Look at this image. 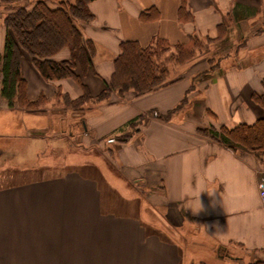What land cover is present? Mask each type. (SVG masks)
<instances>
[{"label": "crops", "instance_id": "crops-1", "mask_svg": "<svg viewBox=\"0 0 264 264\" xmlns=\"http://www.w3.org/2000/svg\"><path fill=\"white\" fill-rule=\"evenodd\" d=\"M87 8L92 18L76 25L93 42L92 70L76 64L74 72L90 96L83 104H95L75 118L93 142L124 130L130 137L116 141V175L96 162L92 173L87 160L68 157V138L57 134L62 114L74 112L65 99L79 98L82 87L69 77L45 80L22 53L26 98L45 100L28 109L8 107L0 96V264H264V148L230 147L202 131L252 125L264 114L252 98L264 95V0H90ZM220 23L225 34L213 44L231 54L201 87L185 75L200 63L191 61L179 79L156 90L94 101L120 42L215 38ZM223 40L225 47L217 44ZM69 55L64 47L53 59ZM182 101L186 106L172 114ZM133 120H140L134 130ZM60 145L64 157L55 159ZM133 198L143 199L155 223L144 221V206H124Z\"/></svg>", "mask_w": 264, "mask_h": 264}, {"label": "trees", "instance_id": "trees-1", "mask_svg": "<svg viewBox=\"0 0 264 264\" xmlns=\"http://www.w3.org/2000/svg\"><path fill=\"white\" fill-rule=\"evenodd\" d=\"M19 1L1 0L5 5V16L2 20L5 34L0 49V96L5 98L8 107L18 105L28 109L39 107L45 100L42 94L35 100L26 98L25 83L20 72V58L26 52L45 80L69 77L81 85L83 93L79 98L65 99L68 107H80L90 96L74 68L77 64L84 72L88 68L92 70L94 48L93 42L82 36L76 22L89 21L92 18L87 8L90 0H59L56 7L49 6L45 0L23 3ZM181 11L183 4L180 13ZM224 34L225 28L220 23L215 38L203 39L190 35L187 42L175 44L156 38L146 47H141L132 40L120 42V52L113 60L109 80L94 101L107 99L112 92L122 98L128 92L137 96L176 81L183 72L176 71V66H188L202 52L204 45L209 46L213 40L221 39ZM64 47L69 49V57L53 59V55ZM209 57L211 56L206 57V61L210 64ZM215 65L210 64L209 70ZM252 98L264 109V95L254 93ZM133 124V121L129 122L130 126ZM202 131L218 137L230 147L244 145L253 150L264 148V114L252 125L240 124L233 129L221 127L218 131L212 128Z\"/></svg>", "mask_w": 264, "mask_h": 264}, {"label": "rangeland", "instance_id": "rangeland-1", "mask_svg": "<svg viewBox=\"0 0 264 264\" xmlns=\"http://www.w3.org/2000/svg\"><path fill=\"white\" fill-rule=\"evenodd\" d=\"M34 0H20L19 2L23 3V2H33ZM47 3L52 2L53 4H56L59 0H45ZM63 2H68V0H62ZM70 2H75V0H70ZM4 4L1 3L0 0V15L1 13H3V8H4ZM2 16V15H1ZM0 16V17H1ZM206 37H203V39H205ZM228 43V41L223 40L221 42H217V44H222V46H226V44ZM232 45V43H231ZM217 46H215L213 44V42H211L209 44V46H205L204 45V49L202 50V52L196 57L194 58L192 61L193 62H200L197 63L195 66H193L185 75L188 78H191L192 80V84L195 80V83L197 84L198 87H201L202 84L205 82V80L209 79L212 75V71L208 70L210 64L214 63V64H223L226 63V59L228 57H230V54H224V53H220L217 48ZM227 48V47H226ZM226 48H223L226 50ZM218 51V52H216ZM205 53V55L203 56V54ZM216 52V53H215ZM24 53V52H23ZM207 56H211L210 61L211 63L209 64L208 61H206V57ZM236 61V60H235ZM183 70H185V65L181 66L178 65L176 66V71H180L182 72ZM192 86V85H191ZM122 98V97H120ZM92 101V100H91ZM86 101L82 102V104L80 105V107H76L74 110V112L71 114V112H68L67 115H64L63 118H61L60 121V129L62 130L61 132H59L57 135H59L60 137H66L68 138V149H69V156L68 157H76L77 159H85L88 162H85V165L88 166V168L92 167V169H88L90 172H95L98 171V168L96 167V165H99L101 167H103L105 170H107L108 172L115 174V170L112 168V162L114 160V155H115V147H116V141H122V140H127L130 136L128 131L124 130L123 132L117 134L115 132H113L112 134L106 135L102 138H98L94 141V137L92 135H88V134H84L85 131L83 130V123L82 120L79 118H75L78 115L84 113L86 111L87 107L92 108L95 104V102L90 103V104H83ZM54 107H52V111L53 112H58V110H60V108L56 105H53ZM186 106L185 101L180 102V104L173 110L175 113L176 111H178L179 109H183ZM60 112V111H59ZM62 112H60L61 114ZM177 113V112H176ZM171 114V115H172ZM149 113L146 112L143 115H140L138 117V119H146V116H148ZM140 122V120H133V125L130 126L132 130H134V127L138 125V123ZM69 123H72V125H70ZM70 126H72L71 130H72V135H71V139H69L70 137H68L66 134L68 133V128ZM56 127V126H55ZM53 128H54V124H53ZM115 133V134H114ZM117 134V135H116ZM92 141V142H91ZM53 153V158H62L64 157V151L65 148L63 147V145H60L59 148H53L52 150ZM80 159V160H81ZM61 161V160H59ZM97 163L96 165L94 163ZM90 166V167H89ZM86 168V167H84ZM104 184V183H103ZM102 184V185H103ZM107 192V191H106ZM108 195V193H107ZM110 195V193H109ZM108 195V197H110ZM118 202V201H117ZM123 204L124 206H130L132 208H136L137 206L139 207H143L144 206V213L142 214V217L144 219V221L146 222H151V223H155L156 222V218L155 216L151 213V211L149 210V208L147 207L146 203L143 201L142 198L140 199H135L133 198L132 201H127V200H123ZM158 228V227H157ZM195 231H191V233L189 235L186 236L187 240H193L194 236H195ZM175 236V234L173 235ZM177 237V234L176 236ZM187 248L190 251L193 252H208V248H198L196 246H194L193 244H189L187 246ZM247 258H243L242 259V263L243 264H248V260L251 259H247ZM253 264V263H250Z\"/></svg>", "mask_w": 264, "mask_h": 264}, {"label": "built area", "instance_id": "built-area-1", "mask_svg": "<svg viewBox=\"0 0 264 264\" xmlns=\"http://www.w3.org/2000/svg\"><path fill=\"white\" fill-rule=\"evenodd\" d=\"M258 196H259L261 202L264 204V186L259 188Z\"/></svg>", "mask_w": 264, "mask_h": 264}]
</instances>
